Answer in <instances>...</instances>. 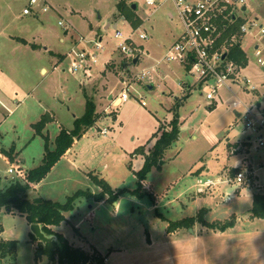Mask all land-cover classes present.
I'll return each mask as SVG.
<instances>
[{
	"label": "rangeland",
	"instance_id": "rangeland-1",
	"mask_svg": "<svg viewBox=\"0 0 264 264\" xmlns=\"http://www.w3.org/2000/svg\"><path fill=\"white\" fill-rule=\"evenodd\" d=\"M29 1L0 0V189L42 164L46 140L37 134L35 124L43 116L51 117L43 133L54 150L60 130L72 129L85 113L86 96L97 105L98 121L31 187L28 197L66 203L78 190L98 193L94 177L113 189H135L136 172L163 131L171 129L179 102V139L144 184L152 195H122L119 207L106 198L83 197L57 231L76 245L90 239L104 256L110 254L108 264H264V219L252 218L253 197L264 193V149L252 142L245 152L238 151L249 133L232 108L234 93L246 102L254 96L228 82L232 91L224 88L209 102L187 70L160 63L183 32L173 0H159L154 6L146 0H45L48 10L37 16L23 14ZM252 11L264 23V0H253ZM133 13L140 19L137 25L128 18ZM114 23L123 39L140 47L133 57L120 52ZM142 33L149 38L141 40ZM80 36L92 40L91 45L102 39L93 77L69 70V54L79 47ZM21 37L37 48L18 42ZM254 42L243 43L248 65L240 77L251 79L264 92V71L254 61ZM42 65L48 72L41 70ZM143 70H150L151 82H136ZM125 80L132 98L116 105ZM12 147L11 157L3 153ZM243 164L253 180L229 191ZM208 179L216 185H202ZM185 218L196 219L193 227L168 231L171 222ZM231 220L234 225L225 231L208 226ZM0 229L4 240L18 243L2 264H58L43 254L44 244L33 238L31 224L16 210L0 207ZM86 249L91 253L88 245Z\"/></svg>",
	"mask_w": 264,
	"mask_h": 264
},
{
	"label": "built area",
	"instance_id": "built-area-1",
	"mask_svg": "<svg viewBox=\"0 0 264 264\" xmlns=\"http://www.w3.org/2000/svg\"><path fill=\"white\" fill-rule=\"evenodd\" d=\"M253 0H173L176 14L183 27L182 34L168 48L160 63H171L182 66L193 77L196 84L202 91L206 100L213 102L220 95L224 88L232 91L228 82L239 85L245 92L252 94L253 100L246 102L239 99L232 103L237 121H240L244 130L249 133L247 142L255 143L258 148H264V94H261L253 85L251 79H241L240 73L246 65L239 64L229 57L230 49L234 45H240L247 39L254 40L253 53L254 61L264 71V23L260 18L252 15ZM159 0H146L147 5L154 6ZM48 6L45 0H30L24 7V15H35L47 11ZM60 24H62L60 22ZM235 30L231 31L233 26ZM231 31L228 37L225 33ZM116 38L121 40L120 52L133 57L139 52L140 47L130 39H123L124 35L116 27ZM141 40H146L149 35L142 33ZM86 40L80 36L79 47H74L69 54L71 62L69 70L72 74L81 73L86 77H93V69L99 63V49L102 47V40ZM134 44V45H133ZM83 46V47H81ZM226 54V57L224 55ZM136 82L143 79L152 81L150 70L140 71ZM124 89L115 98L116 105L127 102L132 98L129 91L131 85L123 81ZM190 88V84L188 85ZM113 98V96H112ZM146 105V102H142ZM240 114L237 117V114ZM233 129V126H232ZM103 134L108 133L107 128L101 129ZM246 167H241L235 175L237 184L249 179ZM10 173L15 170L11 168ZM216 181L208 179L202 185L209 187L215 185ZM7 241L2 238L0 231V242ZM2 249L0 248V264H2Z\"/></svg>",
	"mask_w": 264,
	"mask_h": 264
},
{
	"label": "trees",
	"instance_id": "trees-1",
	"mask_svg": "<svg viewBox=\"0 0 264 264\" xmlns=\"http://www.w3.org/2000/svg\"><path fill=\"white\" fill-rule=\"evenodd\" d=\"M119 7L122 10V6L119 5ZM128 18L135 25L140 22V19L135 18L134 13L129 14ZM237 26L238 24L233 26L231 31L235 30ZM231 31L226 32L224 36L228 37ZM21 41L26 42L23 39ZM229 57L239 64L247 65L248 63L246 53L240 45H234L230 49ZM86 98L85 113L75 119L72 129L62 128L60 130L56 137V147L54 150L50 149L49 136L43 133L51 117L43 116V119L35 124L37 134L42 135L46 140L42 164L29 170L24 179H14L6 189H0V207H5L9 212L16 210L26 217L29 224H41L42 230L46 235L56 236V241H52L40 249H42L43 254L47 253L51 262H57L58 264H104L105 258L98 257L95 253L91 254L81 247H75L63 234L54 231L52 227L60 226L63 222L67 221L66 213L72 212L76 207V201L83 197L95 198L97 201L106 198L109 201L116 202L122 195L126 194L138 198L152 195L144 187L147 175L162 160L170 146L179 139L181 131L179 109L182 104L177 102L174 107V118L171 121V129L163 131L155 142L152 152L145 156L143 167L136 172L137 187L135 189L126 187L113 189L105 180L94 177L95 183L100 188L98 193L78 190L66 203L54 202L42 198L30 199L28 194L31 187L40 183L51 171L53 166L67 155L85 132L93 128L98 121L99 115L97 113L96 103L92 98L87 96ZM14 151L15 148L12 147L10 151H3V153L11 157L10 153ZM252 218L264 219V193H257L253 197ZM195 221V218H185L171 222L168 231L174 232L180 228H191L195 224ZM234 223L235 220H231L225 224H208V226L212 229L225 231L228 227H232ZM0 231L2 232V229ZM31 235L33 238H36L32 233ZM17 245L18 243L15 240L1 241L0 248L2 249V257L5 258L9 253L14 252Z\"/></svg>",
	"mask_w": 264,
	"mask_h": 264
},
{
	"label": "crops",
	"instance_id": "crops-1",
	"mask_svg": "<svg viewBox=\"0 0 264 264\" xmlns=\"http://www.w3.org/2000/svg\"><path fill=\"white\" fill-rule=\"evenodd\" d=\"M168 15L171 17V18H173V16H174V14L172 13V12H169L168 13ZM114 27H117V24L116 23H114ZM23 40H25L27 43H24V42H22L21 40L19 41L18 40V42H20V43H22L23 45H25V46H29V47H31L32 49H36L37 48V46H36V44H33L29 39H27V38H24V37H21ZM100 40H102V39H100ZM62 41H64L63 39H62ZM145 55H146V49H145ZM56 57V56H55ZM54 57V58H55ZM247 65H248V63H247ZM246 65V66H247ZM179 67H181V68H183L182 66H179ZM41 70L43 71V72H48V68L47 67H45L44 65H42L41 67ZM54 68V67H53ZM150 88H152V86H150ZM191 88H192V85H190V88H187V90H191ZM261 94H264V92H260ZM109 99H112V96H109ZM247 140H248V138L246 139V141H244V142H239V145H240V147L238 148V151H241V153H243V152H245V147H249L252 143H250V142H247ZM260 149H264V148H260ZM66 156V155H65ZM64 156V157H65ZM246 167V169L249 171L250 169H249V167H248V165H246V164H243L241 167ZM240 167V168H241ZM239 168V169H240ZM247 171V172H248ZM248 175H249V180H253V175L251 174V173H249L248 172ZM206 181V180H205ZM217 183V182H216ZM216 185V184H215ZM238 186H240L239 184H237V183H235V184H232V185H230V187H229V191H233V189L235 188V187H238ZM233 192H235V191H233ZM232 192V193H233ZM115 204V206H117V205H119V202L117 201V202H115L114 203ZM56 227H58V226H56ZM56 227H52V229L54 230V231H56V232H58V233H60L59 231H57V229H56ZM76 230H77V234H80L81 236H82V238H83V234L80 232V230H79V228H75ZM179 231L181 230V228L180 229H178ZM178 231V232H179ZM62 234V233H61ZM86 237V236H85ZM86 239H87V237H86ZM82 240V239H81ZM87 241H88V239H87ZM71 244H73L75 247H81L82 249H84L85 251H87V252H89L87 249H86V247H87V245L92 249V251H91V254H93V253H97V254H100V256L101 257H103V258H105V261H106V264H108V260H109V255L110 254H108V255H106V256H104L99 250H98V248L90 241V239H89V242H87V243H89V244H87V243H85L86 245H83L81 242H80V244H75L74 242H71V241H69Z\"/></svg>",
	"mask_w": 264,
	"mask_h": 264
},
{
	"label": "water",
	"instance_id": "water-1",
	"mask_svg": "<svg viewBox=\"0 0 264 264\" xmlns=\"http://www.w3.org/2000/svg\"><path fill=\"white\" fill-rule=\"evenodd\" d=\"M137 6L133 5V9H136ZM224 57H226V54L224 55ZM139 60V58H135L134 59V63H137ZM240 114H237V117H239ZM163 163V162H162ZM143 221L145 224H147V221L145 220V217H143ZM31 233L38 239L40 240L44 246H46L48 243L52 242V241H56L57 238L56 236H48L46 235L43 230H42V226L41 224H31ZM40 255H42V252L40 253Z\"/></svg>",
	"mask_w": 264,
	"mask_h": 264
},
{
	"label": "clouds",
	"instance_id": "clouds-1",
	"mask_svg": "<svg viewBox=\"0 0 264 264\" xmlns=\"http://www.w3.org/2000/svg\"><path fill=\"white\" fill-rule=\"evenodd\" d=\"M117 207H119V205H117Z\"/></svg>",
	"mask_w": 264,
	"mask_h": 264
}]
</instances>
